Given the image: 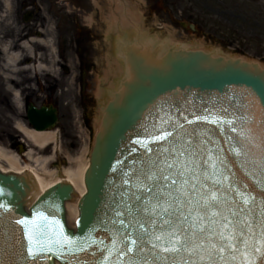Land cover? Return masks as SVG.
Instances as JSON below:
<instances>
[{
  "label": "water",
  "instance_id": "1",
  "mask_svg": "<svg viewBox=\"0 0 264 264\" xmlns=\"http://www.w3.org/2000/svg\"><path fill=\"white\" fill-rule=\"evenodd\" d=\"M130 22L134 31L117 36V41L138 37L146 44L123 48L125 75L102 109L85 174L87 193L79 202L75 228L69 226L66 211V203L77 199L74 186L67 181L52 184L55 186L33 202L40 193L38 187L33 193L36 184L30 175L0 171V189H4L0 195L4 205L0 208V264H209L206 255L197 254L206 235L201 229L219 230L225 236L231 232L220 227V216L213 220L209 213L205 220L199 195L193 196L191 203L183 198L178 189L190 192L191 183H178L170 193L165 190L160 204L171 205L170 212L176 209L173 220L183 219L179 225L161 227L167 217L163 207L152 211L156 202L148 189L157 181L149 176L158 177L168 165L173 166L170 174L180 173L185 180H193L195 173L206 196L211 194L209 189H219L217 198L225 203L212 213L222 212L229 220L237 216L239 223L232 231L241 252L233 255L229 249L224 254L226 264H264L259 221L253 224V234L241 237L240 233L245 221L253 222V214L244 209L264 215V67L213 50L179 44L166 47L164 42L154 46L156 41L145 37L159 33H142L136 19L130 18ZM214 49L224 52V48ZM28 117L37 131L48 130L57 122L53 108L31 106ZM165 132L169 133L166 140L156 139ZM178 136L191 147L186 144L185 153L173 156L166 150ZM118 210L123 216H117ZM37 212H43L48 220L38 219ZM24 218L30 222L28 228L18 223ZM119 219L125 220V226ZM33 220L43 226L44 233V250L35 256L28 252L30 246L35 247L28 234L35 228ZM141 223L151 237L142 236ZM177 227L191 237L192 247L173 259L160 250L164 241L157 242L154 237L167 236ZM65 236L70 244L55 243ZM132 239H137V245L131 244ZM212 239L218 242L220 237L213 235ZM244 241L248 242L246 253ZM257 244L260 252L253 250Z\"/></svg>",
  "mask_w": 264,
  "mask_h": 264
},
{
  "label": "rangeland",
  "instance_id": "2",
  "mask_svg": "<svg viewBox=\"0 0 264 264\" xmlns=\"http://www.w3.org/2000/svg\"><path fill=\"white\" fill-rule=\"evenodd\" d=\"M9 1L13 12L11 15L6 12L13 23L9 34L16 35L9 40L15 47L10 52L18 51L17 44L26 35L47 31L46 35L53 39L55 59H52V73L34 69L12 73L4 57L5 78L0 76L1 81H7L13 87L22 86V107L17 106L18 110H24L25 95L33 104L40 106L48 94L49 103L58 107L60 118L55 129L56 143L42 151L28 141V147L34 150L32 160L52 157L47 170L55 172L53 177L71 166L68 157L80 158L81 161L89 157L96 133L94 124L100 111L97 92L100 87L106 91L115 79L113 75L107 76L108 58L113 61L116 57L117 36L130 33V29L124 32L117 31V28L113 31L108 29L106 19L109 15L115 13L118 19L122 15L117 10L119 2H123L125 9L139 14V27L148 33H159L160 38L187 45L224 48V53L264 63V0ZM29 12H33L34 17L25 21ZM31 46L39 56L43 55L42 59L38 57V61L50 66L49 48L33 43ZM28 65L33 63L19 68ZM13 137L16 136H0V155L21 158L27 152L10 148L9 141L16 142ZM32 160L23 158L22 164L40 168ZM0 163L8 166L1 156Z\"/></svg>",
  "mask_w": 264,
  "mask_h": 264
},
{
  "label": "snow or ice",
  "instance_id": "3",
  "mask_svg": "<svg viewBox=\"0 0 264 264\" xmlns=\"http://www.w3.org/2000/svg\"><path fill=\"white\" fill-rule=\"evenodd\" d=\"M229 123H232L229 121ZM234 132L236 131L235 126L232 129ZM169 136V133L165 132L163 135L156 137L157 140H166V138ZM188 145V147H191V144H189L187 141H185L182 137H177L176 140L173 142L172 148L170 150V153L175 156L178 154H183L187 151V148L185 145ZM172 165H168L167 169H161L160 174L158 177L155 176H149L150 179L156 180L157 183L148 189L149 194L151 195V199L154 200L156 203L152 209L153 213H155L156 207H163V212L165 216L167 217L166 219L162 220L161 227L164 225L171 226L174 223L176 225H179L182 222V217H178L175 220L172 218V213L176 211V209H172L170 212L171 205L168 206H163L160 204V201L163 199L165 190H168L170 193V190L178 183L181 185L183 184H188L191 183V191L190 192H183L182 188L178 189V191L181 192L183 198L187 200L189 203H191V198L193 196L199 195L200 200L198 201L203 205V210L202 214L204 215L205 220L208 219V214L211 213L213 220L217 217H221V223L220 227L224 229V231H230L231 235L225 236L223 235V232H220L219 230L214 229H201L202 233H206L204 236V243L201 244L200 248L197 250V254L204 256L206 255L209 264H215L216 260H220V264H226V260L224 257V254L231 250V254H236L241 252V249L238 247L237 239H236V232L232 231L237 224L239 223L237 216L234 214L233 219L229 220L227 217L223 216L222 212H215L212 213L211 210L214 208H220L224 206V201L220 200L217 198V192L219 189L213 188L209 189L210 195H205L202 191H200V184H199V177L196 176L195 173H193V180H185L182 177V174L177 173V174H170L172 173ZM213 168H215V165H213ZM179 177V179H178ZM125 184H128L129 181L125 180ZM4 194V189H0V195ZM136 200L139 202L140 197H136ZM245 204L248 203L247 200L244 201ZM4 207V205L0 204V208ZM258 209V206H257ZM207 210V211H204ZM145 211H147V208H145ZM245 212H249L253 214V222L250 223L249 221H245L244 225L240 229L241 237H243L245 234H253L256 229L253 227V224L255 221H259L258 228H259V239L260 241H264V215L261 216H256L255 211L252 209H244ZM37 218L43 221L48 220V216H45L43 212H37ZM117 216L121 217L123 216V213L120 212L119 210L117 211ZM119 224L123 227L125 226V220L124 219H119ZM18 223L22 224L25 226V228H28L29 226V220L27 218L21 219L18 221ZM35 228L34 229H29V240L32 245L35 247H29L28 252L35 256L38 252L44 250V241L41 239V236L44 235L42 229V225L36 224V221L33 220L31 222ZM211 223V221H209ZM140 229L142 230V236L143 235H149L151 237V233H148L147 228L143 223L139 225ZM244 229H248L249 232L245 233ZM213 235H218L220 237V240L218 242H214L212 237ZM141 236V239H142ZM154 239L159 242L161 240L164 241L163 244H160V250L167 255H171L173 259L175 257L179 256L185 249L192 247L191 243V237L187 236L186 233L182 232V230L177 227L171 231L168 232L167 236H162V235H156ZM52 241H49L51 243ZM71 243V241L65 236L63 240H58L55 241V243L60 244L61 246L64 245V243ZM138 241L137 239H132L131 244L132 245H137ZM212 244V247H206L205 245ZM157 247V244H153V249ZM248 247V242L244 241V252L246 253ZM143 251V248L140 249ZM254 252H260L261 248L259 244H257L256 247H254ZM132 249L129 248V252H131ZM121 255H124V253H121ZM180 264H192L191 261H180Z\"/></svg>",
  "mask_w": 264,
  "mask_h": 264
},
{
  "label": "bare ground",
  "instance_id": "4",
  "mask_svg": "<svg viewBox=\"0 0 264 264\" xmlns=\"http://www.w3.org/2000/svg\"><path fill=\"white\" fill-rule=\"evenodd\" d=\"M8 4V7H10V4ZM117 10L122 12V15L117 18V15L115 13H112L109 15V17L106 19V23L108 25L109 31H113L116 29L117 31H124L130 29V32L134 31V28L130 22V18H134L137 20L138 25L141 22L139 14L134 13L131 10L125 9V5L123 2H119L117 4ZM92 19V18H91ZM141 30V29H140ZM142 33H148L147 31L141 30ZM47 31H40L37 33V35L29 40H20L18 51L10 52L11 48L14 47V42L8 41L2 45L3 48V54L5 56V63L7 65V68L10 69L12 73H16L19 71L24 70H31L34 69L37 71H44L46 73H52L53 72V61L52 59H55L54 57V51H53V39H49L50 35H46ZM11 42V43H10ZM33 45H39L45 48H49L50 51V57H51V63L50 66L43 65L42 62L38 61L39 59H42V54L39 56L33 49L31 44ZM202 47V46H200ZM110 58H108V63L110 64L108 68V72L117 73L121 72L123 70L124 64L120 65V60L115 59V61H112ZM27 63H33V65H28L23 68H19L20 66H24ZM36 63V64H34ZM109 75V73H108ZM8 90L10 92L14 93L15 96V104L20 107V92L13 88L12 85L8 86ZM100 92L98 90L97 96H100ZM20 115H22L23 111L20 110ZM18 115L17 120H15L16 129L23 135L26 142H30L29 144H32L39 149H42L44 151L47 147L53 145L56 143L58 137L56 131H35L33 129H30L28 127V124L25 123L22 120V117ZM100 120L97 118L95 121V128L96 130L99 127ZM15 140V137H14ZM10 148L13 149V145H9ZM30 146V145H29ZM1 159L4 160L7 163V167L3 166L0 163V168L3 172H14L17 174H23V173H30L35 177L37 180V187L38 191L44 192L48 188L52 186V184H57L61 181H67L68 183L72 184L75 187L77 199L74 203L67 204V211H68V217H69V224L75 225V221L77 219V216L79 214L78 211V203L81 198L86 193V185H85V172L89 166V157L85 158L83 161L80 160V158H72L68 157V161L71 164V166L66 167L62 169V171L56 176L53 177L55 172H49L47 170V166H49L52 162V157L45 159H35L32 160L34 156V150L28 148L27 153H25L21 158H13V157H7L6 155L1 154ZM29 159L34 162V164L40 166V168H35L30 165H24L22 164V159Z\"/></svg>",
  "mask_w": 264,
  "mask_h": 264
},
{
  "label": "flooded vegetation",
  "instance_id": "5",
  "mask_svg": "<svg viewBox=\"0 0 264 264\" xmlns=\"http://www.w3.org/2000/svg\"><path fill=\"white\" fill-rule=\"evenodd\" d=\"M3 5L0 2V46L11 36L8 32L10 22L2 18ZM3 50L0 49V65L2 62ZM12 115L18 118L17 111L13 108V96L8 91L4 81L0 80V136L9 133L12 128Z\"/></svg>",
  "mask_w": 264,
  "mask_h": 264
}]
</instances>
